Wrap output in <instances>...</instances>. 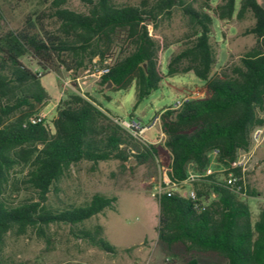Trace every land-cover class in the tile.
<instances>
[{
	"label": "trees",
	"instance_id": "16d2710c",
	"mask_svg": "<svg viewBox=\"0 0 264 264\" xmlns=\"http://www.w3.org/2000/svg\"><path fill=\"white\" fill-rule=\"evenodd\" d=\"M83 2L86 12L66 8V0H52L50 18L57 25L52 32L40 33L36 16L28 18L24 28L0 34V264H27L5 257L10 235L35 231L49 244L48 230L55 225L68 227L75 239L87 245L116 254L101 226H83L114 210L116 197L95 193L82 204L53 205L50 195L71 168L83 162L91 168L108 161L134 162L132 170L142 166L151 170L150 175L155 173L156 147L115 124L88 94H68L50 122L27 123L36 105L47 99L39 80L54 64L75 71L102 68L119 49L120 56L98 85L106 87L110 82V89L117 91L134 82L133 111L165 77L192 73L202 81L204 98L191 99L161 116L164 146L171 156L170 174L179 182L186 179L189 163L197 172L208 169L212 150H218V162L226 166L224 159L232 161L237 150L248 149L252 129L262 122L257 116L264 103V7L259 0H240L237 12L236 0H220L214 7L211 0H140L137 5L115 0ZM175 13L185 20L187 31L163 74L159 54L164 48L151 30L170 22ZM248 13L254 24L242 35H252L254 45L238 63L212 72L217 57L211 42L214 18L240 20ZM25 54L36 60L40 73L21 62ZM16 170L24 174L22 178L12 177ZM20 187L29 196L15 199L13 192ZM193 188L200 203L206 204L205 210H197L191 199L179 194L157 200V241L167 247L181 244L191 254L213 253L226 264H264V210L253 223L250 207L214 175ZM183 264L199 261L191 257Z\"/></svg>",
	"mask_w": 264,
	"mask_h": 264
},
{
	"label": "rangeland",
	"instance_id": "374dc122",
	"mask_svg": "<svg viewBox=\"0 0 264 264\" xmlns=\"http://www.w3.org/2000/svg\"><path fill=\"white\" fill-rule=\"evenodd\" d=\"M115 1L118 4L137 5L140 0ZM51 2L52 0H0V34L24 28L28 18L36 16L40 17L41 24L38 26L40 33L54 31L57 25L50 18ZM219 2L220 0H211V5ZM239 2L240 0H236V11ZM259 2L264 7V0ZM65 7L77 12L87 11L83 0H66ZM253 24L254 20L249 13L243 19L238 20L234 16L223 24L214 18L211 42L217 57L212 72L218 71L226 64L238 63L239 57L254 45L252 35H242V32ZM186 31V22L179 13H175L170 22H164L158 29L151 30L153 39L164 48L159 54L160 70L163 74L166 73L170 55L181 48L182 37ZM119 56L120 50L116 49L111 61H115ZM21 62L33 72L42 71L29 54H25ZM53 67L45 71V75L39 80L41 91L46 93L47 99L36 105L32 113H47L46 122H50L56 116L58 103L68 94H88L93 99L91 84L96 87L94 97L111 116L126 121L134 119L143 125L151 123L162 110L165 112L166 108L173 106L186 95L191 96V99L205 97L202 93L198 94V89L204 83L192 73L175 75L165 77L159 88L140 102L133 111L136 102L134 82L126 90L116 91L100 87L98 80L86 76L85 72L88 69L80 70L73 76L61 63H56ZM66 77L70 79L71 87L61 96L64 91L61 80ZM161 131L160 120L158 125L145 132L143 138L151 144L154 143L157 155L166 159L165 136H160ZM130 165H134V162ZM130 165L108 161L91 168L89 163L83 162L72 167L58 184L57 190L50 195V202L53 205L61 202L82 204L95 193L116 197L114 210H106L83 224L88 229L101 226L105 238L118 250L116 254L112 255L87 245L75 239L68 227L55 225L48 230L49 244L37 237L35 231H28L23 236L10 235L6 240L5 257L27 264H183L191 257L196 258L199 264H226L224 259L213 253L191 254L186 252L181 244L167 247L157 241L159 209L157 200L151 197L150 192L151 181L156 178V168L155 173L150 175L151 170L142 166L132 170ZM208 168L218 181H223L226 172L222 163L211 157ZM23 175L20 170H16L12 177L20 179ZM244 182L246 196L238 198L250 207L254 223L261 210H264V140L250 162L244 175ZM188 190L189 187L184 185L175 193L185 195ZM13 194L15 199L29 196L23 187ZM213 199L214 197L210 202Z\"/></svg>",
	"mask_w": 264,
	"mask_h": 264
},
{
	"label": "built area",
	"instance_id": "2783aa9c",
	"mask_svg": "<svg viewBox=\"0 0 264 264\" xmlns=\"http://www.w3.org/2000/svg\"><path fill=\"white\" fill-rule=\"evenodd\" d=\"M113 63L111 59L107 60L104 63V67L95 68L86 70L85 74L88 77H94L95 80H99V78L109 71V66ZM85 76V77H86ZM62 81V88L64 91L61 93L63 96L68 89L71 87V82L69 78H65ZM191 98L189 96H185L182 99L176 101V103L167 108V110L175 111L180 109L185 103H187ZM47 113L39 112L30 115L27 119V123L31 125L39 124L46 120ZM258 119L262 122L261 124L254 127L250 133V145L246 150H237L235 153V157L232 161L228 159H224L227 163L224 171L226 172V176L224 177L222 184L230 190L231 193L235 194L237 197H245V182L244 175L248 171L250 166V162L252 161L256 150L262 144L264 140V103L262 109L257 110ZM112 121L120 126L124 131L130 134L135 139H138L142 142H147L143 135L148 130L152 129L156 125L160 123L161 114L157 115L151 123L147 125H143L140 121H136L132 119L131 121L121 120L117 117L111 116ZM160 136L164 137L163 131H161ZM149 143V142H147ZM151 144V143H150ZM154 145V143H153ZM167 152L166 159H163L160 156L155 157L156 162V178H153L151 181V197L159 200L162 196H172L175 195L176 191L179 190L184 185L189 187V190L185 195H179L184 198L191 199L194 202V208L197 210H205L206 204L200 203V200L197 199L196 192L193 188V185L199 181H203L207 176L212 175L210 169H206L202 172H197L193 168V165L189 163L187 165V177L185 180L179 182L177 180L172 179L170 174V164H171V156L169 151L165 148ZM219 152L218 150H212L209 152L208 158L211 157L218 162ZM238 170L239 173L235 174L234 171Z\"/></svg>",
	"mask_w": 264,
	"mask_h": 264
},
{
	"label": "crops",
	"instance_id": "0c3cea01",
	"mask_svg": "<svg viewBox=\"0 0 264 264\" xmlns=\"http://www.w3.org/2000/svg\"><path fill=\"white\" fill-rule=\"evenodd\" d=\"M212 4V3H211ZM217 5V4H216ZM216 5H212L213 7L214 6H216ZM235 9H236V6H235ZM237 12V11H236ZM234 18V17H233ZM227 21H221V24H223V23H226ZM213 23H214V21H213ZM219 71V70H218ZM77 72L78 71H75V70H73V69H70V70H68V73L69 74H73V76H74V74H77ZM215 72H217V71H215ZM214 72V73H215ZM189 74V73H188ZM66 78H68V77H66ZM78 79V78H77ZM95 81V80H94ZM84 83V82H83ZM80 88H81V86H80ZM90 90H91V92H93V94H92V96H93V99L97 102V104L100 106V108L103 110V111H106V110H104L102 107H101V105L99 104V102H98V100L94 97V93H96V87L93 85V84H91V86H90ZM200 93H202V95H205L206 96V93H205V88H204V85L200 88V89H198V94H200ZM186 96H189V95H186ZM190 98H192L191 96H189ZM194 99V98H193ZM107 112V111H106ZM163 112V110L158 114V115H160L161 113ZM156 117V116H155Z\"/></svg>",
	"mask_w": 264,
	"mask_h": 264
},
{
	"label": "water",
	"instance_id": "95a60500",
	"mask_svg": "<svg viewBox=\"0 0 264 264\" xmlns=\"http://www.w3.org/2000/svg\"><path fill=\"white\" fill-rule=\"evenodd\" d=\"M110 87H111V83L109 82V83L107 84L106 88L108 89V88H110Z\"/></svg>",
	"mask_w": 264,
	"mask_h": 264
}]
</instances>
